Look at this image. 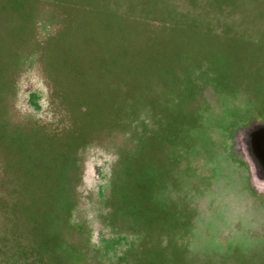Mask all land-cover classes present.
<instances>
[{
  "label": "rangeland",
  "instance_id": "rangeland-1",
  "mask_svg": "<svg viewBox=\"0 0 264 264\" xmlns=\"http://www.w3.org/2000/svg\"><path fill=\"white\" fill-rule=\"evenodd\" d=\"M261 123L264 0H0V264H264Z\"/></svg>",
  "mask_w": 264,
  "mask_h": 264
},
{
  "label": "water",
  "instance_id": "water-1",
  "mask_svg": "<svg viewBox=\"0 0 264 264\" xmlns=\"http://www.w3.org/2000/svg\"><path fill=\"white\" fill-rule=\"evenodd\" d=\"M250 151L255 167L264 172V123L255 126L250 134ZM256 169V168H255Z\"/></svg>",
  "mask_w": 264,
  "mask_h": 264
},
{
  "label": "bare ground",
  "instance_id": "bare-ground-1",
  "mask_svg": "<svg viewBox=\"0 0 264 264\" xmlns=\"http://www.w3.org/2000/svg\"><path fill=\"white\" fill-rule=\"evenodd\" d=\"M251 167H252V169H253V174L255 175V177H257V170L255 169L256 167H255V164H254V162L251 160Z\"/></svg>",
  "mask_w": 264,
  "mask_h": 264
}]
</instances>
